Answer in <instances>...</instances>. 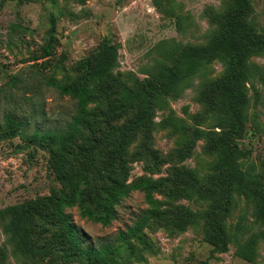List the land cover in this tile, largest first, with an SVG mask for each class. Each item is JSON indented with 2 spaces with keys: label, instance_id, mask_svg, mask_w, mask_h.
<instances>
[{
  "label": "rangeland",
  "instance_id": "rangeland-1",
  "mask_svg": "<svg viewBox=\"0 0 264 264\" xmlns=\"http://www.w3.org/2000/svg\"><path fill=\"white\" fill-rule=\"evenodd\" d=\"M249 2L253 8L250 18L258 32L264 31V0ZM230 9V0H56L55 4L50 0L26 4L0 0V126L7 114L25 124L23 139L0 141V210L49 198L61 189L52 172L49 153L29 142V137L35 131L44 132L65 124L74 113V103L45 86L43 80L76 82L82 76L81 61L93 56L103 43L117 48V67L112 72L115 77L128 85L148 80L161 66L172 65L180 51L204 47L219 36L222 17ZM51 18L55 21L58 43L54 54L42 59L41 48L49 39ZM249 62L254 66L247 84L249 105L245 127L235 142L247 153L244 168L264 175V54L251 57ZM43 63L46 66H40ZM32 64H37V68H30ZM225 69L223 60L200 62L197 73L185 84L176 86L172 96L156 102L152 148L167 161L156 172L151 171L148 161L131 162L127 184L140 178H168L173 170L185 168L197 172L200 188H209L208 180L215 174L218 154L207 151V137L194 139L193 133L202 131L212 138L219 134L220 130L214 128L215 116L202 101L206 88L221 79ZM105 103L96 92L88 108L103 107L101 104ZM131 116L132 112L117 124H123ZM189 142H192L190 154L180 158L179 152ZM140 143L138 138L131 144L129 158L139 152ZM153 198L168 212L181 206L197 215L225 203L220 191L190 198L154 193ZM255 204V200L241 193L230 194L229 212L220 221L227 238L226 252L211 251L204 241L203 220L176 232L152 219L144 234L153 244L154 253L145 252L141 263L124 256L120 264H264V226L256 217ZM146 209L143 194L133 191L118 207L117 219L107 227L81 217L75 207L65 213L98 245L131 226ZM166 217L170 219L169 214ZM5 222L0 219L3 264H67L56 258L47 262L16 255L9 235L4 232ZM33 232L41 233L43 240L53 234V230L45 234L38 220L33 221ZM250 238L256 241L252 263L238 255Z\"/></svg>",
  "mask_w": 264,
  "mask_h": 264
},
{
  "label": "trees",
  "instance_id": "trees-1",
  "mask_svg": "<svg viewBox=\"0 0 264 264\" xmlns=\"http://www.w3.org/2000/svg\"><path fill=\"white\" fill-rule=\"evenodd\" d=\"M32 1L18 0V3ZM50 1L56 3V0ZM230 2L231 9L222 17L219 36L204 47L180 51L172 65L161 66L148 80L128 85L115 77L112 72L117 67V48L106 43L93 56L81 61L82 76L76 82L61 84L52 78L43 80L45 86L74 103V113L61 127L35 131L29 137V142L49 153L51 169L61 189L49 198H37L0 210V219L6 221L4 232L9 235L16 255L47 262L56 258L67 264H120L125 256L141 263L145 252L154 253L153 244L144 234L152 219L176 232H183L189 225L203 220L206 225L204 241L211 246L212 252L223 253L227 250V238L220 221L229 212L232 191L255 200L256 217L264 226V175L244 168L247 153L235 142L245 127L249 105L247 84L254 67L249 60L264 54V31L258 32L250 18L253 8L249 0ZM50 24L49 39L41 48L42 59L51 57L58 43L53 18ZM213 60L225 61V73L206 88L202 102L215 116L214 128L220 131L216 138L202 131L193 133L194 139L207 137V151L218 154L215 174L208 180L209 188H200L197 172L185 168L173 170L168 178H140L127 184L131 162L148 161L151 171L156 172L167 161L152 148L156 102L172 96L176 86L185 84L197 73L200 62ZM41 65L46 66L45 63ZM34 67L37 68V64L30 65ZM96 92L106 103L101 104L103 107L88 108ZM131 112L128 120L117 124ZM83 130L89 134L82 133ZM24 131V122L7 114L0 126V141L23 139ZM138 138L141 139L139 152L129 158L128 150ZM191 148L192 142L187 143L179 157L189 155ZM133 191L143 194L147 209L112 240L98 245L74 224L70 214L65 213L75 207L81 217L107 227L117 219L118 207ZM213 191L222 192L225 203L204 215L181 206L168 212L153 198L154 193L190 198ZM34 220L42 223L45 234L53 230L49 239L44 237L46 240H43L41 233L34 234ZM255 245L254 238L248 239L240 248L239 257L248 263L254 262ZM3 261L4 253L0 250V264Z\"/></svg>",
  "mask_w": 264,
  "mask_h": 264
}]
</instances>
